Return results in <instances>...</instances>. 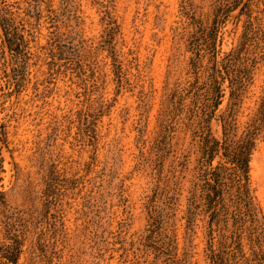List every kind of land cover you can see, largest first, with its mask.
Wrapping results in <instances>:
<instances>
[{
    "label": "rangeland",
    "instance_id": "1",
    "mask_svg": "<svg viewBox=\"0 0 264 264\" xmlns=\"http://www.w3.org/2000/svg\"><path fill=\"white\" fill-rule=\"evenodd\" d=\"M241 1L0 0L29 58L22 68L13 61L0 23V252L17 238L15 264L210 263L207 219L185 212L206 168L199 134L208 125L201 132L174 108L157 142L163 112L174 97L187 105L193 82L205 85L210 110L209 35L221 64L247 21L264 17V0L239 11ZM251 71L239 132L263 91L264 60ZM221 88L210 123L219 140L228 80ZM220 161L221 151L212 166ZM248 188L264 253V130Z\"/></svg>",
    "mask_w": 264,
    "mask_h": 264
},
{
    "label": "trees",
    "instance_id": "2",
    "mask_svg": "<svg viewBox=\"0 0 264 264\" xmlns=\"http://www.w3.org/2000/svg\"><path fill=\"white\" fill-rule=\"evenodd\" d=\"M247 6L248 3L243 11ZM0 13V23L11 58L22 68L29 62L25 50L27 40L23 27L14 21L13 12L4 5H0ZM215 22L219 25L223 22V18ZM208 39L212 40L214 49L213 63L210 67L213 69L210 75L214 79L208 86L214 93L209 102L210 110L208 112L205 110L208 103L200 96V91L205 85L198 86L197 81L193 82L195 88L188 90L191 95L189 103L182 104V100H176L174 97L171 100L173 106L167 107L163 112L157 143L159 147L162 143H166L175 120V116L171 114L174 108L185 109L183 116L185 124L193 120L201 132L205 125L206 127L208 125V130L204 134H199L202 149L199 162L202 166V161H205L206 168L203 175L196 176L194 189L185 212L190 216L195 214V219L196 215H202L207 219L209 264H264V253L260 246L259 219L251 206L248 188L251 156L257 138L264 130V88L255 112L246 121L242 130L240 132L238 130L239 109L243 102V94L251 80V69L257 61L264 60V17L247 21L236 46L225 55L221 64L217 59L215 36L209 35ZM20 68L15 69L17 71L14 75L16 85L22 79ZM218 77L221 79L219 80ZM225 80L229 82L230 93L226 109L220 117L224 137L223 140H219L212 135L210 123L215 118L216 109L221 103L223 96L221 85ZM200 109L203 110V114L199 113ZM220 151L223 161L212 166L214 158ZM201 166L199 167L202 169ZM198 191L200 194H197ZM2 194L0 191V196ZM20 252L21 242L15 238L12 243L5 244L1 248V261L6 264H15Z\"/></svg>",
    "mask_w": 264,
    "mask_h": 264
},
{
    "label": "water",
    "instance_id": "3",
    "mask_svg": "<svg viewBox=\"0 0 264 264\" xmlns=\"http://www.w3.org/2000/svg\"><path fill=\"white\" fill-rule=\"evenodd\" d=\"M248 2V0H242L240 4L237 6V10L241 11L244 5Z\"/></svg>",
    "mask_w": 264,
    "mask_h": 264
}]
</instances>
